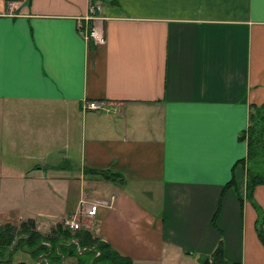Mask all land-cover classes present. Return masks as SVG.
Returning <instances> with one entry per match:
<instances>
[{
  "label": "crops",
  "instance_id": "1",
  "mask_svg": "<svg viewBox=\"0 0 264 264\" xmlns=\"http://www.w3.org/2000/svg\"><path fill=\"white\" fill-rule=\"evenodd\" d=\"M263 101L264 0H0V222L74 217L132 264H199L218 237L228 264H264V185L220 194ZM218 195L221 226L198 227Z\"/></svg>",
  "mask_w": 264,
  "mask_h": 264
},
{
  "label": "trees",
  "instance_id": "2",
  "mask_svg": "<svg viewBox=\"0 0 264 264\" xmlns=\"http://www.w3.org/2000/svg\"><path fill=\"white\" fill-rule=\"evenodd\" d=\"M247 123L241 138L246 144L245 155L231 166V175L222 185L223 189L232 187L238 191V183L233 181L239 173L243 176L244 190L250 191L256 184L264 185V161L262 158V125L264 123V101L258 105H250ZM104 179L120 180L118 173L104 169H90ZM241 176V177H242ZM240 189V187H239ZM221 195L217 198L219 207ZM216 211H213L210 221L214 224ZM258 214L255 223V232L264 246V234ZM221 238L208 255L197 257L199 264H228L222 255ZM76 245L81 249L78 250ZM62 256L73 257L72 264H132L129 257L119 254L110 244L92 235L83 228L69 231L55 223L47 233L39 232L31 218L20 219L16 224L0 222V264H59ZM15 257V258H14ZM39 259V261H37Z\"/></svg>",
  "mask_w": 264,
  "mask_h": 264
},
{
  "label": "rangeland",
  "instance_id": "3",
  "mask_svg": "<svg viewBox=\"0 0 264 264\" xmlns=\"http://www.w3.org/2000/svg\"><path fill=\"white\" fill-rule=\"evenodd\" d=\"M4 114H5V116H16V107H6V110H5V113ZM5 126H6V129H7V126H9L8 130H12V131H14L16 133V124L14 125V127H12V125L5 123ZM5 140H7V139H5ZM15 140H16V137H15ZM230 189L233 191V193L235 195H237V191L235 189H233L232 187H230ZM242 190H243V188L240 187V189H239L240 193L242 192ZM251 191L252 190L247 191V198L248 199L252 198L253 201H254V198L252 197V192ZM134 193L135 194H138L135 189H134ZM156 193H157V191L153 188L152 194L154 196H156L157 195ZM168 202H175L174 201V198L173 197H170L168 200L166 199V202L165 203H168ZM220 204H221V206H220ZM176 205H177L176 202H175V206L173 204H169L168 205V208L169 209H172V210L175 209V211H176L175 214H174V216L172 217V219L170 221L172 223H174L175 226H179V225L181 226L183 224V222L180 223L179 220H175V217L178 216L179 213L183 212L184 208L182 206H180L178 208V211H177V206ZM213 206L215 207L214 210L216 211V214H217V213H219V210L221 211L222 202L220 201L219 202V207L216 208L218 205H217V200L215 199ZM212 214H213V212L211 213L208 221H205V220H197L198 227H200L201 224H204L206 222H207V224H206L207 227L209 226V227H211L213 229H216V224L220 227L221 224L218 223L216 220H214V224H212V222L210 221ZM180 216H182V215H180ZM164 218H167V217H164Z\"/></svg>",
  "mask_w": 264,
  "mask_h": 264
},
{
  "label": "built area",
  "instance_id": "4",
  "mask_svg": "<svg viewBox=\"0 0 264 264\" xmlns=\"http://www.w3.org/2000/svg\"><path fill=\"white\" fill-rule=\"evenodd\" d=\"M82 37L87 40L88 36L92 37L93 39L97 41H102V37L98 32L94 29V27H90L89 31L87 32L86 30H82ZM82 107L84 109H93V110H98L104 107V100L102 99H87L82 102ZM83 202V201H80ZM94 203H91L87 209L85 210L86 214H91L94 211ZM80 212H83V210L80 208ZM61 222L63 225H65L68 228L75 229L79 228L80 224L75 220L74 217H64L61 219Z\"/></svg>",
  "mask_w": 264,
  "mask_h": 264
},
{
  "label": "bare ground",
  "instance_id": "5",
  "mask_svg": "<svg viewBox=\"0 0 264 264\" xmlns=\"http://www.w3.org/2000/svg\"><path fill=\"white\" fill-rule=\"evenodd\" d=\"M79 217V216H78ZM64 227V226H63ZM72 230V229H71ZM74 230V229H73Z\"/></svg>",
  "mask_w": 264,
  "mask_h": 264
}]
</instances>
